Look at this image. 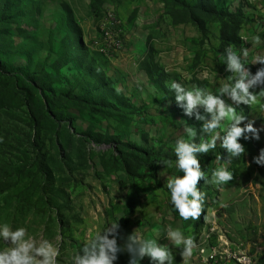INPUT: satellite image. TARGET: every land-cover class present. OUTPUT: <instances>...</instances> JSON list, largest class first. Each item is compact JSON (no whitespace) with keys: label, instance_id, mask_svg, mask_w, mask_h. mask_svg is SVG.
<instances>
[{"label":"rangeland","instance_id":"obj_1","mask_svg":"<svg viewBox=\"0 0 264 264\" xmlns=\"http://www.w3.org/2000/svg\"><path fill=\"white\" fill-rule=\"evenodd\" d=\"M213 2L218 10L236 17L222 22L202 15L206 36L170 0L27 3H35L38 15L11 27L4 42L8 52L0 55L8 69L25 71L19 76L0 74V225L7 224L10 232L23 228V239L33 249L48 241L56 252L55 264H75L74 257L84 255L83 248L97 233L115 241L112 264L133 260L158 264L149 255L138 254L141 244L150 239L169 251L172 264H183V245H174L169 230L191 237L187 264H240V254L249 264H264V164L253 163L264 149V95L260 94L264 76L248 88L255 97L252 103L220 91L225 85L230 90L241 79L240 73L228 68L229 52L240 60L245 83L264 70V62H259L264 58V0ZM72 24L80 29L87 74L71 65L60 73L52 67ZM244 49L247 57L241 55ZM148 69L156 71L152 78ZM36 73L51 76L49 86L60 98L54 106L59 119L44 106L43 94L30 89L27 76ZM161 80L193 95L199 91L202 98L208 94L219 98L244 117L236 126L251 123L258 138L244 133L237 140L244 152L232 155L222 144L235 121L222 118L215 129H206L215 110L209 113L201 104L190 110L192 118H182L162 91ZM98 83L120 100L115 114L73 100ZM187 129L194 135L189 136ZM107 134L173 154L160 156L151 170L138 165L128 172L118 170L116 143ZM213 135L212 148L193 153L202 173L195 185L201 213L183 220L168 187L169 180L185 175L174 149L178 141L198 146ZM38 150L47 156L46 173L36 164ZM219 167L231 173L229 181L216 183ZM15 247L11 238L0 237V252ZM211 253L214 259H206ZM29 255L43 259L32 249Z\"/></svg>","mask_w":264,"mask_h":264},{"label":"clouds","instance_id":"obj_2","mask_svg":"<svg viewBox=\"0 0 264 264\" xmlns=\"http://www.w3.org/2000/svg\"><path fill=\"white\" fill-rule=\"evenodd\" d=\"M258 40L259 38L257 37L255 42H258ZM241 55L247 57L248 51L246 49L242 50ZM256 61L257 58H254L253 62ZM259 62H264V58H260ZM227 64L230 70L240 73L241 79L230 90L225 85L220 91L229 92L234 100L252 103L255 97L248 92V88L255 80H259L261 76H264V70L258 71L254 80H249L248 83H245V73L242 71V64L234 52H229ZM172 87L176 89L177 93H183V95H177L176 99L178 101L185 100L187 110L190 111L197 104L205 106L206 111L209 113L215 110L212 121L205 125L206 129H215L218 126V121L222 118L235 121V124L231 127L222 144V147L227 148L232 155L244 152V148L237 142L238 138L244 135V133H252L255 138H258L256 136L257 130L252 127L251 123L244 128L236 126L244 117L237 114L233 108H226L223 101L219 98L211 94L202 98L199 91H196L195 95H193L192 92H185L176 84H173ZM260 94L264 95V90ZM246 97L247 99H245ZM187 132L189 136L194 135L192 129H187ZM244 138L248 139L247 136H244ZM214 140L215 135L207 143L202 142L198 146L178 141L174 149L179 157L177 165L180 169L184 170L185 175L183 178L169 180L168 187L171 188V199L175 205V209L183 220H187L189 217L196 219L201 213V205L198 202V192L196 191L195 185L202 176V173L200 171L199 161L193 153L207 152L209 148L214 146ZM253 163L257 165L264 164V149L260 150L259 158L253 157ZM214 176L216 183H225L232 178L231 173L226 171L224 167L217 168ZM189 195L192 199L188 198ZM24 236L25 230L23 228H18L10 232L7 224L0 225V237L4 239L11 238L12 242L17 244L15 248L0 252V264H55L54 258L56 252L48 241H44L39 247L33 249L32 244L23 239ZM168 236L174 245H183V251L180 255L183 257V264H187V258L191 256L193 248L191 237L182 236L179 230H169ZM29 249L35 252V256L43 257V259L37 260L34 256L29 255ZM83 251L84 255L82 257H74L75 264H112V261L115 259V256L112 255L116 251L115 241L109 240L97 233L89 244L83 248ZM138 254L141 257L147 254L157 260L158 264H164V261H168V264H172L173 262V257L169 251L165 247H158L151 239L141 244L138 249ZM131 264H137V262L133 260Z\"/></svg>","mask_w":264,"mask_h":264},{"label":"trees","instance_id":"obj_3","mask_svg":"<svg viewBox=\"0 0 264 264\" xmlns=\"http://www.w3.org/2000/svg\"><path fill=\"white\" fill-rule=\"evenodd\" d=\"M33 0H0V55L3 53L7 54L8 49L4 46L6 38L9 36V30L11 27L21 21H24L27 16L36 17L39 13V9L35 3L28 6L27 3ZM173 4L183 8L190 21L198 28L203 36H206L208 29L204 18L216 19L222 22H229L236 17V14H232L226 11L218 10L214 5L213 0H196L194 5H190L186 0H170ZM204 16V18L202 17ZM233 22V21H232ZM79 27L75 24L71 25V30L66 33L65 37L61 41L60 51L57 54L56 60L53 62L52 67L56 73H60L61 69L71 65L81 70L85 74L88 73L87 67L85 65L86 58L81 52V40ZM222 40H226V37H222ZM2 52V53H1ZM13 72H17V76L22 75L24 71L23 68H13L10 69L0 62V74H5L11 76ZM147 73L149 76H154L156 71L148 69ZM30 82V89L32 91H38L47 99V103L44 106L54 113L55 117L59 119V115L54 106L59 104L60 98H58L54 92H52L51 86H49V79L51 76L45 73H36L27 76ZM160 86L166 97L173 104L176 112L184 119L192 118V113L187 110V106L183 100H177L176 89L173 87L166 86L161 80ZM109 89L105 84L98 83L89 89H86L83 93L79 95H74L72 98L77 104H88L92 109H96L99 112H107L115 114L119 111L118 104L120 100L113 99L109 96ZM49 94V96L47 95ZM30 95V94H29ZM27 95V96H29ZM29 99V98H28ZM103 102V103H101ZM75 103V106L78 105ZM34 104L29 102V107L33 108ZM36 123L38 120L35 121ZM93 139L96 140L92 133H89ZM106 138L116 143V158L115 163L117 164L118 170L128 172V168L132 165H138L145 170H151L160 156L169 157L173 154L172 150L158 149L155 148H142L137 147L131 143H124L118 141L110 135H106ZM39 151V150H38ZM46 154L38 152L36 155V164L40 172L46 173L48 167L46 164Z\"/></svg>","mask_w":264,"mask_h":264},{"label":"built area","instance_id":"obj_4","mask_svg":"<svg viewBox=\"0 0 264 264\" xmlns=\"http://www.w3.org/2000/svg\"><path fill=\"white\" fill-rule=\"evenodd\" d=\"M214 257H215V254L211 253V254L207 255L206 259L207 258L208 259H214ZM238 262H240V264H249L250 260L247 257H245L244 255L240 254Z\"/></svg>","mask_w":264,"mask_h":264}]
</instances>
